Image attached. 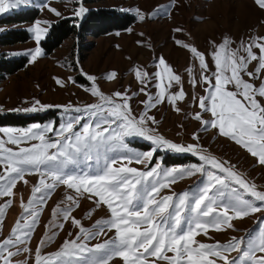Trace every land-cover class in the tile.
<instances>
[{
    "label": "snow or ice",
    "instance_id": "snow-or-ice-1",
    "mask_svg": "<svg viewBox=\"0 0 264 264\" xmlns=\"http://www.w3.org/2000/svg\"><path fill=\"white\" fill-rule=\"evenodd\" d=\"M22 3H27V0H0V13ZM255 3L264 9V0H255ZM49 11L60 15L56 9L49 7ZM84 12L85 9L80 7L75 10V15L81 16ZM137 15L140 20L145 18L139 11ZM30 31L34 33V38L39 44L42 34L47 29L41 28L38 23ZM176 43L188 48L193 58L199 61L201 70L199 82L209 85L205 88L206 95L200 96L198 101L200 109L210 113L212 119L204 120L199 112L193 118L200 121L205 130L208 126L218 129L220 135L245 148L252 156L258 158L259 164L264 165V106L257 99V96L264 98V81L256 87L243 78L247 75L250 80L257 79L264 69V37H252L250 43L241 44L238 49L230 48L231 41L226 37L211 53L216 69L211 77L204 75L208 71V65L203 53L179 40ZM253 47L259 49V56L253 52ZM241 50L246 56L239 55ZM28 55L31 57L30 62H34L43 53L37 46ZM252 61H258L255 72L247 71L248 64ZM161 66L162 71L155 73L158 81L155 102L153 103V98L149 96V100L144 102L145 109L167 100L175 111H179L175 107V102L184 100L183 87L181 86L175 93L169 89L173 84L181 85V77L172 71L163 58H160L157 65L158 68ZM133 71L140 83L147 82L146 72L137 69ZM187 71L189 82L195 88L198 82L192 76V69L189 68ZM115 76L116 73L113 72L108 74L106 79L111 80ZM165 77L166 85L163 84ZM87 79L93 84L86 91H90L100 103L87 105L83 109L72 108L71 105L64 107L66 112H84L89 116L98 117L95 125L84 124L81 131H75V125L81 120L80 116H76L61 123L58 130L52 123L33 124L21 129L0 128V133L7 137L6 140L0 138V168L3 169L0 174V197L14 195L13 188L17 181L24 180L26 173L34 172L40 177L32 189L27 204H21L23 213L27 215L22 214L9 236L0 241V264H13L12 257L30 251L26 245L38 223L39 209L57 185H64L81 196L88 193L89 199L93 196L97 198L95 200L97 206L101 204L107 206L110 219L98 221L97 224L109 226L115 231V237L94 247H88L79 241L91 239L99 233L89 232L82 227L81 222L71 216V207L60 209L57 206L53 209V216H62L65 221L71 219L72 224L79 227L77 239L66 240L59 251L42 256L41 247L55 235V233L49 235L47 229L50 226L63 227V224L52 221L51 225H46L45 238H42L37 246L35 264H110L115 257L122 258L125 264H155L154 261L147 260L149 256L164 260L167 264H217L216 260L210 257H216L224 264H243L246 259L247 264H264V256L258 260L251 259L256 251L264 252V224L256 236L249 238L248 248L242 251L238 260H229L224 253L240 251L242 240L233 238L225 245L218 242L210 245L195 240V236L201 231L207 235L208 228L221 230L223 225L231 227L230 221L233 219L244 218L264 210V192L258 191L254 184H250L232 167H228L226 161L217 160L198 145L182 146L156 134L155 129L148 127V122L155 123V119L147 115V112L142 113L139 119L133 117L127 102L128 97L119 92L113 93L114 97L124 100L123 103H116L112 97L100 91L95 84V77L88 76ZM56 82L63 86L59 79ZM193 99L197 98L194 96ZM35 105H39V101L23 111H43L51 107L40 105L37 108ZM102 124L108 127L102 128ZM112 125L116 127L113 128ZM50 132L55 133L57 139L50 140L47 136ZM129 136L141 137L155 147L148 152H135L132 155L120 156L118 159L110 157L109 153L127 149L124 138ZM193 139L198 137L194 134ZM32 141L38 143L21 146ZM8 145L16 146V150ZM159 147L177 153L198 155L203 163L166 170L163 176L171 178L168 183H161L156 179L161 175L158 171L159 165L147 171L130 166H115L118 160L146 166L153 152ZM94 158L98 166L101 159L104 161L103 167L96 174L88 172L79 174L75 170H68L69 166H79L82 162L93 161ZM206 166L218 171H210ZM196 174L206 177V181L194 192L185 191L179 194L178 198H174L175 194L159 197L160 190L169 187V183H175L177 177L184 178ZM24 182L27 183L26 180ZM66 199L78 207L76 198L67 196ZM11 203L12 201L8 200L0 205V222ZM188 211L191 215L185 221V214ZM86 215H91V210ZM185 222L187 227L182 228ZM13 248L15 251L11 250ZM167 253L174 255L168 256ZM15 264H27V261H18Z\"/></svg>",
    "mask_w": 264,
    "mask_h": 264
},
{
    "label": "rangeland",
    "instance_id": "rangeland-1",
    "mask_svg": "<svg viewBox=\"0 0 264 264\" xmlns=\"http://www.w3.org/2000/svg\"><path fill=\"white\" fill-rule=\"evenodd\" d=\"M49 7L56 9L59 16L49 11ZM83 7L85 12L90 9L108 8L132 14L135 22L127 29L112 31L99 37H87L85 42H92L91 48L84 50L81 42H76L75 38L68 37L62 44L50 54H44L41 41L45 38L50 23L58 18H80L75 15V10ZM27 9H37L39 14L32 22H18V14ZM137 11L144 15L140 20ZM23 16V15H22ZM47 29L42 34V39L37 44L34 33L30 29L37 26ZM23 29L29 33L26 42H19L13 45H0V54L7 58L26 57L27 64L23 69L6 75L0 81V117L8 115L17 117H33L24 122L8 120L0 122V128H28L33 124L45 125L52 123L58 130L61 123L70 118L80 116V123L75 125V131H81L84 124L95 125L98 117L74 111H65L64 106L71 105L72 108H84L87 105L100 103L97 97L91 95L90 89L93 82L87 79L88 76L95 77V84L100 91L116 103H123L124 100L114 97L113 93L119 92L128 97V104L131 108V115L139 119L140 115L147 112V115L155 119V123L148 122V127L155 129V133L163 136L173 143L187 146L189 144L198 145L200 149L206 151L212 157L221 162H227L228 167H232L235 172L254 184L258 191L264 192V165L258 163V158L252 156L245 148L237 145L233 140L219 134L218 129L201 125L200 121L193 118L196 113H201L204 120H211V114L203 112L199 107L198 98L206 95L205 88L209 85L200 83L201 70L199 61L194 59L188 48L177 45L176 41L194 46L199 52L205 55L208 71L204 75L211 77L215 72V65L211 53L215 47L220 45L227 37L232 49L240 48L241 44L247 45L252 37H264V9L258 7L255 0H101L94 3H84L83 0H27L15 8H11L4 13H0V34L9 30ZM179 29V31H176ZM75 46L73 47V44ZM37 46L42 50L43 55L34 62L28 55ZM253 52L259 56V49L253 47ZM239 55L246 56L241 50ZM160 58L171 67L172 71L181 77V85H175L169 89L170 92H177L183 87L185 92L184 100L172 104L167 100L157 104L155 107L145 109V103L149 96L155 102L158 83L155 78L157 71H162V66L157 67ZM258 61L248 64L247 71L255 72ZM192 69V76L197 80V85L193 88L189 82L190 77L187 69ZM133 69L142 70L148 74L145 84L140 83ZM116 73L114 79H106L110 73ZM243 78L259 87L264 81V69L261 70L259 78L249 79L247 75ZM57 79L63 86L57 84ZM214 83V80H213ZM163 84H167L165 77ZM144 91H141V89ZM147 93V95H146ZM197 99H193V97ZM258 101L264 106V98L257 96ZM40 105H50L51 107L43 111L25 112L23 109L31 108L35 102ZM59 106V107H57ZM103 127H108L102 124ZM112 127H116L112 125ZM194 134L198 139H193ZM50 140L57 139L55 133H48ZM0 138L7 137L0 133ZM127 149L109 153L110 157L119 158L123 155H132L135 152H148L155 146L141 137L129 136L124 138ZM29 144L21 146H29ZM16 150V146L8 145ZM198 155L191 153H177L165 147L156 148L150 161L145 164L135 162L128 164L127 161L118 160L117 167L130 166L141 171L151 170L159 165L158 171L161 173L156 177L161 183H168L171 178H166L163 173L172 168L189 167L193 164L200 165ZM104 161L101 159L98 166L95 158L91 162H82L79 166H69L68 170H75L79 174L88 172L96 174L103 167ZM208 170L218 171L211 169ZM3 169L0 168V174ZM223 175L222 173H218ZM40 177L36 173H26L24 180L17 181L13 188L14 195L0 197V205L11 200V206L5 211L2 222H0V241L7 238L17 219L21 218L23 209L21 204H27L32 189L37 185ZM27 181L25 183L24 181ZM206 177L196 174L193 176L177 177L175 183H169V187L162 188L159 197L179 194L188 191L194 192L203 186ZM239 187L238 185H233ZM88 193L79 195L74 190L68 189L64 185H57L46 199L44 205L39 209V219L31 238L27 243L29 252H21L12 257L13 264L18 261H27V264H35V252L42 238H45L46 225H51L55 220L57 224H63L62 228L50 226L47 229L49 235L55 233L51 241L41 247V255L49 256L59 251L66 240H76L79 227L74 226L71 219L65 221L62 216H53V209L57 206L60 209L71 207V216L81 222V226L92 233H99L88 240L81 239L79 242L88 247H94L98 243L111 240L115 237V231L103 223L110 219V212L105 205L95 203L96 197L89 199ZM73 196L77 199L78 207L66 199ZM249 198V197H246ZM259 203V202H258ZM91 210V215H86ZM191 215L188 211L185 214V221ZM171 223V221H169ZM231 227L223 225L221 230L214 228L207 229V235L203 231L195 236V240L205 244L220 245L228 244L233 238L242 240L240 251L232 250L224 253L229 260H238L242 251L248 248L249 238L256 236L262 224H264V210L250 214L244 218H236L230 221ZM186 222L182 228H186ZM23 247V245L21 246ZM15 251V248L11 249ZM6 255V253H5ZM168 256L174 255L167 253ZM264 256V252L256 251L251 259L258 260ZM186 259V258H185ZM217 264H224L216 257ZM149 262L155 264H167L164 260H157L154 257H147ZM110 264H125L120 257H115ZM247 264V259L243 262Z\"/></svg>",
    "mask_w": 264,
    "mask_h": 264
},
{
    "label": "trees",
    "instance_id": "trees-1",
    "mask_svg": "<svg viewBox=\"0 0 264 264\" xmlns=\"http://www.w3.org/2000/svg\"><path fill=\"white\" fill-rule=\"evenodd\" d=\"M101 0H83L84 3H94ZM39 12L37 9H27L18 14V22H32ZM135 22L132 14L121 12L115 9L96 8L90 9L85 15L78 18L61 17L50 23L45 38L41 41V47L44 54L52 53L68 37L75 38L76 42H81L82 48L87 50L91 48L92 42H85L87 37H99L112 31H121L129 28ZM29 39V33L23 29L9 30L0 34V45H13L19 42H26ZM75 43L73 44V47ZM26 57L7 58L0 54V81L6 75L13 74L27 64ZM33 119V117H17L8 115L0 117V122L13 120L15 122H24Z\"/></svg>",
    "mask_w": 264,
    "mask_h": 264
}]
</instances>
